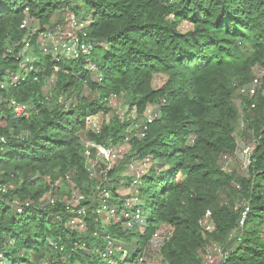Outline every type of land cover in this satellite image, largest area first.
<instances>
[{"label": "trees", "instance_id": "1", "mask_svg": "<svg viewBox=\"0 0 264 264\" xmlns=\"http://www.w3.org/2000/svg\"><path fill=\"white\" fill-rule=\"evenodd\" d=\"M64 5L84 24L87 58L53 60L39 50V34L56 27ZM24 22L39 29L32 34ZM26 40L32 70L24 73L18 53ZM254 70L264 75V0H0V81L21 77L0 89V188L15 184L0 193V264H135L164 227L173 230L159 248L166 264H202L208 242L219 246L220 264H264V97L240 95L242 114L233 101ZM53 73L56 95L86 87L92 99L68 110L48 101L41 88ZM155 75L166 78L156 89ZM111 96L124 97L138 119L149 107L159 111L130 139V118L103 122L98 134L87 130L86 118L107 114ZM9 98L30 115L15 118ZM83 134L105 147L128 141L129 158L149 164L134 186L140 220L131 229L96 216L102 188L111 193L109 206H122L115 192L124 169L110 170L106 183L91 178ZM237 136L253 147L248 177L237 180L249 208L242 225L244 208L218 200L235 181L219 159L235 152ZM70 186L84 197L77 207L66 200L44 206L48 193L69 200ZM78 209L83 231L70 223ZM208 211L214 229L205 234L199 222ZM113 240L128 257L108 255Z\"/></svg>", "mask_w": 264, "mask_h": 264}, {"label": "rangeland", "instance_id": "2", "mask_svg": "<svg viewBox=\"0 0 264 264\" xmlns=\"http://www.w3.org/2000/svg\"><path fill=\"white\" fill-rule=\"evenodd\" d=\"M70 11L67 8V6H63L55 15L54 17V23L56 24V27L52 30H48L42 34H39L38 36V44H44L48 45V47H52L56 42H63L66 43L69 46H73V42L69 41L67 37L64 36L65 31L67 30V18L70 15ZM29 31L34 34L39 29V25L37 23H30L27 25ZM189 29L188 24H182L180 27V30L182 32ZM59 59L64 60H72L71 56L65 55L63 53H60L58 56ZM88 70L92 71L94 69L93 66H87ZM253 77H259L261 86L259 87L260 95L264 97L263 93V86H264V75L262 72L258 70H254ZM166 78L160 75H155L153 79L152 86L156 89L163 85ZM56 85V74L53 73V75L50 77L49 80L43 83V86L41 88L43 96L45 98H48V101H53L54 103L57 102L63 110H68L71 107H74L77 103V99L84 98L87 100L92 99V94L89 92V90L84 87L79 92L78 88L75 90L74 87L69 88V90L66 93L58 94L56 95V92L54 91ZM77 93L78 96H77ZM240 88L235 92L233 101L238 108V111L240 114H242L241 108H240ZM7 100H10L7 99ZM107 109L108 112L105 115L98 114L93 116V120L95 124H98L100 126L101 123H109L113 118H116L120 123L125 122L126 120L133 119L135 120V123L133 126L129 128V133L131 136H129V139L134 136H138L141 127L143 126L146 118L149 116L153 118L155 115H157L159 108L157 106H152L148 108V111L143 115L141 118H136L135 111H128V104L124 97L117 98L114 96H111L108 99L107 103ZM0 126H4V122L0 121ZM243 130L242 125H239V130ZM89 130V128H87ZM91 131V130H89ZM82 141L85 142V146L87 147L88 142L86 140V135L83 134ZM237 142V148L235 152L231 155L222 156L219 159V165L223 172H225L228 175H231L235 178V181L231 184V192L225 191L223 194L220 195L218 198L219 202L224 205L233 204L235 209H243L246 205L244 198L241 196V194L238 192L240 189V186L237 183V180L239 178H247L248 177V167L250 164V158L246 157L242 154V151L246 148L248 142L243 137H236ZM115 153L117 155V160L112 164V168L119 166L120 168H123L124 170L120 173L118 179L119 187L115 194L119 197L120 200L127 199L131 194H135L136 190L135 188H131V185H128L129 178L135 177V179L141 177L142 175L146 174L149 169V164L146 161L138 160L137 158H129L131 152H130V144L128 141H125L122 145H119L114 148ZM253 150V149H252ZM88 163L93 169L97 170V163L96 159H88ZM99 163V162H98ZM130 164L132 167H130ZM95 165V166H94ZM96 177H98L96 175ZM109 178L107 177L105 181H108ZM115 180V179H114ZM103 181V179H102ZM21 182V179L18 181ZM112 182V180H111ZM113 183V182H112ZM14 183H11L9 186H14ZM71 187V186H70ZM71 197L69 200L66 199L65 196L58 195L54 196L50 193L46 194L42 200L44 203V206H47L50 204V202L53 201H60L64 202L66 200L68 205L74 206V203L72 201V197L75 195L76 191L72 190L71 187ZM135 192V193H134ZM71 206V207H72ZM74 208V207H72ZM73 212V211H72ZM75 228H77L79 231L84 230V222L82 217L78 218L77 214L75 215ZM141 222V221H140ZM130 228L127 229H131ZM169 230V227L162 228L160 233V239H158L155 243H150L148 246V250L145 254V262L144 264H166L163 260L160 251H159V245L163 243V238L166 236L167 231ZM112 244L115 252H119V248H124L121 246V244H118L117 241L113 240ZM163 245V244H162ZM216 244L212 242H208L204 245V247L201 250L200 256L202 259V264H220L221 260V254L216 251ZM63 262V261H62ZM42 264H46V262H43ZM109 264H114V262H109Z\"/></svg>", "mask_w": 264, "mask_h": 264}, {"label": "built area", "instance_id": "3", "mask_svg": "<svg viewBox=\"0 0 264 264\" xmlns=\"http://www.w3.org/2000/svg\"><path fill=\"white\" fill-rule=\"evenodd\" d=\"M67 22H68L67 30L65 31L64 36L67 37L69 41L73 42V46H69L63 42H56L52 47H48V45L46 46L44 44H38L39 50L41 51L42 55L50 56L53 60H58V56L60 55V53L71 56L74 59H77L80 56L87 58L90 55L91 47L86 42V33L83 32L84 24L77 21L74 18V16H72L71 14L68 16ZM27 25H28L27 22H24L21 28H26ZM29 49H30V44H29V41L26 40L23 43L22 49L18 53V57L22 59L19 65V68L23 70L24 73H27L32 70V67L30 65L32 60L28 55ZM87 62L89 61L87 60ZM88 66H92L90 62ZM20 78H21L20 75L9 73L5 77V81H0V89L4 90L9 85H14L16 82L20 80ZM34 81H37V77H34ZM259 87H262L260 78L254 77L247 86L240 88V94L242 96L254 98L257 95V91L259 90ZM263 93H264V86H263ZM7 106L12 111V114L15 118H21V117L27 118L30 115L29 106L24 103L18 102L14 99H10L8 101ZM254 107L255 105L254 103H252L251 108H254ZM152 120L153 118L149 116L148 118H146V123H150ZM86 123H87V128H89L91 132L95 134L99 133L100 126L94 123L93 116L87 117ZM114 148L115 147H111V146L105 147L101 145H95L92 143L87 144V147L85 146V149H86L85 156H86L87 165H88V172L91 178L97 179L101 183H106L105 179L107 178V173L114 168V167L112 168V164L118 159ZM252 149L253 147L247 146L242 151V154L246 157H251L252 152H253ZM90 150H95L94 158L91 157ZM90 158L96 159L97 170L93 169V167L89 165L88 159ZM130 167H132L131 164H130ZM96 175L98 177H96ZM138 179L139 178L135 179V177L132 178L131 188H134V186L138 184ZM9 189H12V186L1 187L0 193L4 194ZM98 198H99V205L95 208V214L99 219L102 220V222L110 223V221H113V220L115 221L123 220L126 228H130L134 222L140 220L139 211L138 210H136L135 212L133 211V209L136 206H138V199L133 194H131L127 199L123 201L121 200L123 204L120 208H117V206L108 205V202L111 199V193L109 190L105 188L101 189ZM83 200H84V197L81 196L76 191L75 195L72 197L74 206L72 205L71 206L75 208ZM54 202L55 201L52 200L50 202V205H53ZM25 205H28V204H25ZM248 211H249V208L245 205L241 213V218H240L241 225L245 221ZM17 212L21 213V207L17 209ZM76 214L78 218H81V216L84 214V209H78L76 211ZM75 218L76 217H74L72 221L70 222L72 226H76L75 224L76 222L74 220ZM199 225L205 234L211 233L213 231L214 227H213V222L211 219V214L209 211L206 212L205 215L202 217V219L199 222ZM172 232H173L172 228H169L166 236L162 237L163 238L162 244H164V242L168 241L171 238ZM160 238H161L160 233L156 232L152 236L150 243H155ZM262 239L264 240V226L262 228ZM109 244L110 245L107 248L108 255H113L116 249L114 250L113 246H111L112 244L111 243ZM161 245H159V248L161 247ZM215 250L221 254V250L219 246H216ZM118 251L121 254L122 259L128 257L129 255V251L125 248H119ZM144 262H145V256L140 255L138 259L136 260L135 264H144Z\"/></svg>", "mask_w": 264, "mask_h": 264}]
</instances>
